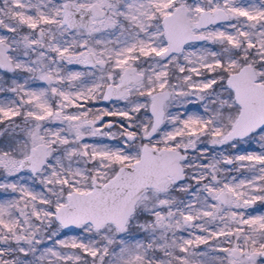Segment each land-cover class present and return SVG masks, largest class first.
Wrapping results in <instances>:
<instances>
[{
	"label": "snow or ice",
	"instance_id": "1",
	"mask_svg": "<svg viewBox=\"0 0 264 264\" xmlns=\"http://www.w3.org/2000/svg\"><path fill=\"white\" fill-rule=\"evenodd\" d=\"M0 175V264H264V0H0Z\"/></svg>",
	"mask_w": 264,
	"mask_h": 264
},
{
	"label": "flooded vegetation",
	"instance_id": "2",
	"mask_svg": "<svg viewBox=\"0 0 264 264\" xmlns=\"http://www.w3.org/2000/svg\"><path fill=\"white\" fill-rule=\"evenodd\" d=\"M70 67L72 68V66H70ZM79 68H81V66H79ZM31 86L34 87V88H39V87H44L45 85H43L40 82H35ZM113 103H115V102H103V103L99 102L96 106H98V107H111ZM120 106H122V104H120ZM105 119H107V120L109 119V120H113V121H120L119 117H106ZM250 147L251 146H248V145H241L240 150L243 151V150H245L247 148H250ZM255 147L258 148V146H255ZM226 150L227 151H232L231 149H226ZM1 177H2V175H0V179H1ZM25 177H27V176H25ZM29 184H30L29 186L32 187L34 190H36V191H40L41 190V186L38 183L33 184L32 181L30 180ZM3 193L4 192L0 191V196H4V195H2ZM252 208L255 211V212H253V214H264V202H259L258 201ZM249 213L252 214V212H249ZM70 233H72V231L65 230L64 234L69 236ZM201 248H203V246H201Z\"/></svg>",
	"mask_w": 264,
	"mask_h": 264
},
{
	"label": "rangeland",
	"instance_id": "3",
	"mask_svg": "<svg viewBox=\"0 0 264 264\" xmlns=\"http://www.w3.org/2000/svg\"><path fill=\"white\" fill-rule=\"evenodd\" d=\"M70 67V66H69ZM72 68H73V70H83L82 68H79V66L78 65H72ZM100 103H103V101H100ZM190 107V109L191 110H195L198 106L197 105H190L189 106ZM109 120V119H108ZM26 176V175H25ZM10 179H15V177H12V178H10ZM25 179L27 180V177H25ZM3 180H4V177L2 176L1 177V179H0V182H3ZM29 181L30 180H27V183L29 184ZM30 185V184H29ZM9 194V195H8ZM3 193L2 195H4V196H0V200H4V199H9V198H11L12 196H14V195H17V194H13V193ZM249 212H252V214H253V212H255L254 211V209L253 208H251V209H249ZM74 234V231H72V233H70L69 234V237L71 236V235H73Z\"/></svg>",
	"mask_w": 264,
	"mask_h": 264
},
{
	"label": "water",
	"instance_id": "4",
	"mask_svg": "<svg viewBox=\"0 0 264 264\" xmlns=\"http://www.w3.org/2000/svg\"><path fill=\"white\" fill-rule=\"evenodd\" d=\"M68 231H70V230H68Z\"/></svg>",
	"mask_w": 264,
	"mask_h": 264
}]
</instances>
